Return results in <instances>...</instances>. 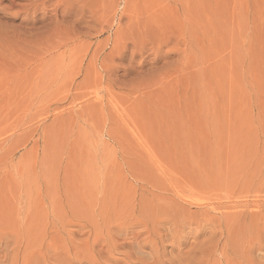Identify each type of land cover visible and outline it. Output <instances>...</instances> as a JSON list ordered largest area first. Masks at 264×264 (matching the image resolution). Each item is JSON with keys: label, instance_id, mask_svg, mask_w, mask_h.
<instances>
[{"label": "rangeland", "instance_id": "1", "mask_svg": "<svg viewBox=\"0 0 264 264\" xmlns=\"http://www.w3.org/2000/svg\"><path fill=\"white\" fill-rule=\"evenodd\" d=\"M61 3L0 5V264H264V0Z\"/></svg>", "mask_w": 264, "mask_h": 264}, {"label": "bare ground", "instance_id": "2", "mask_svg": "<svg viewBox=\"0 0 264 264\" xmlns=\"http://www.w3.org/2000/svg\"><path fill=\"white\" fill-rule=\"evenodd\" d=\"M16 1H18V0H0V5H2L3 2L8 3V5L6 7L4 6L1 10H4V9H10V10H12V9H15L16 7H19L20 10L21 9H32L34 11V13H40V14L43 13V14H45L46 13L45 12V9H47L46 5L51 0H21V1H24V4H22V6H17L15 4V3H17ZM56 1L58 3V8H62L63 4L61 3V0H56ZM152 17H153V14H148L146 16L143 15V19L146 21V23H143V24L144 25H149L151 23H154L155 21H152L150 23L148 22ZM133 20L136 23L139 22V19L137 18V16H135L133 18ZM139 24H137V25H139ZM161 24L164 25L165 24V20H163L161 22ZM154 26H156L157 28H159L158 25H154ZM57 39H58V43H59L58 45H60V46L63 45V43H64L63 39L61 37H58Z\"/></svg>", "mask_w": 264, "mask_h": 264}, {"label": "clouds", "instance_id": "3", "mask_svg": "<svg viewBox=\"0 0 264 264\" xmlns=\"http://www.w3.org/2000/svg\"><path fill=\"white\" fill-rule=\"evenodd\" d=\"M97 194L98 195H103L102 190L100 188H96ZM137 259H138V264H144L145 258H150L154 260V255L150 253H144L143 250H139L136 254ZM259 261H264V258L258 259Z\"/></svg>", "mask_w": 264, "mask_h": 264}]
</instances>
